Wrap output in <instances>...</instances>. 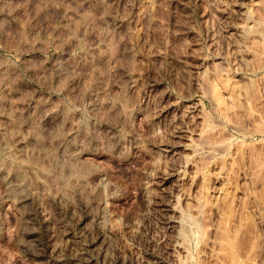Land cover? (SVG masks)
<instances>
[{
    "label": "rangeland",
    "instance_id": "374dc122",
    "mask_svg": "<svg viewBox=\"0 0 264 264\" xmlns=\"http://www.w3.org/2000/svg\"><path fill=\"white\" fill-rule=\"evenodd\" d=\"M0 264H264V0H0Z\"/></svg>",
    "mask_w": 264,
    "mask_h": 264
}]
</instances>
